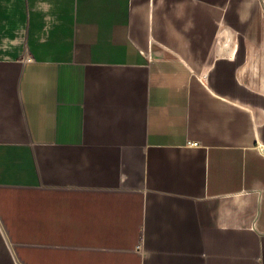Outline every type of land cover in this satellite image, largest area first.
Segmentation results:
<instances>
[{
	"label": "crops",
	"instance_id": "obj_1",
	"mask_svg": "<svg viewBox=\"0 0 264 264\" xmlns=\"http://www.w3.org/2000/svg\"><path fill=\"white\" fill-rule=\"evenodd\" d=\"M0 264H264V0H0Z\"/></svg>",
	"mask_w": 264,
	"mask_h": 264
},
{
	"label": "built area",
	"instance_id": "obj_2",
	"mask_svg": "<svg viewBox=\"0 0 264 264\" xmlns=\"http://www.w3.org/2000/svg\"><path fill=\"white\" fill-rule=\"evenodd\" d=\"M195 146H198V144H195Z\"/></svg>",
	"mask_w": 264,
	"mask_h": 264
},
{
	"label": "bare ground",
	"instance_id": "obj_3",
	"mask_svg": "<svg viewBox=\"0 0 264 264\" xmlns=\"http://www.w3.org/2000/svg\"><path fill=\"white\" fill-rule=\"evenodd\" d=\"M253 58V57H252Z\"/></svg>",
	"mask_w": 264,
	"mask_h": 264
}]
</instances>
